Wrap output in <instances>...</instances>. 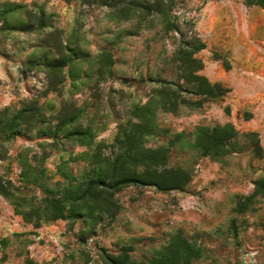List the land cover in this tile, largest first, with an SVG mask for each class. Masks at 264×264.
<instances>
[{
	"label": "rangeland",
	"instance_id": "obj_1",
	"mask_svg": "<svg viewBox=\"0 0 264 264\" xmlns=\"http://www.w3.org/2000/svg\"><path fill=\"white\" fill-rule=\"evenodd\" d=\"M195 34L206 45L193 55L199 73L226 89L220 96L186 91L185 42ZM161 89L184 103L165 111ZM225 124L235 130L226 152L202 155L197 130ZM128 141L188 169L185 188L128 185L83 197ZM257 179L263 8L0 0V264H148L178 232L198 252L182 264H264V196L247 199Z\"/></svg>",
	"mask_w": 264,
	"mask_h": 264
},
{
	"label": "trees",
	"instance_id": "obj_2",
	"mask_svg": "<svg viewBox=\"0 0 264 264\" xmlns=\"http://www.w3.org/2000/svg\"><path fill=\"white\" fill-rule=\"evenodd\" d=\"M91 1L95 2L96 0ZM244 3L247 6L255 5L264 9V0H244ZM175 29L178 31L177 27ZM185 46L190 51L187 63L182 65L183 78L191 85L190 89L185 90L194 95L205 97L222 95L226 89L219 83H211L205 75L200 74L199 71L203 68V62L193 57L195 53L206 47L205 43L195 34L191 41L185 42ZM158 94L161 108L165 111L175 112L178 105L184 103V100H177V95L174 92L161 89ZM234 133L235 130L231 124L217 125L212 128H199L196 133L195 146L202 155L223 154L226 152V141L232 138ZM127 147L128 152L118 154L109 162L108 167L100 177L88 180L83 190V197L86 196L93 200H98L100 199L98 194L102 190H119L128 185L153 186L162 192L170 190L182 191L189 182L191 175L188 169L180 166H167L166 151L161 149L138 151L134 141H128ZM261 150V146L256 142L254 147L256 155H260ZM128 162L141 166L142 170L140 172L136 170L132 172L124 171V165ZM257 195L264 196V179L254 181L253 192L247 199H252ZM196 255H198V252L178 232L168 243L165 254L151 259L148 264H182L184 260Z\"/></svg>",
	"mask_w": 264,
	"mask_h": 264
}]
</instances>
